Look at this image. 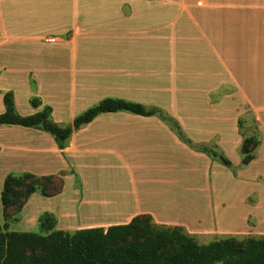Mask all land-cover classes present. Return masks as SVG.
I'll use <instances>...</instances> for the list:
<instances>
[{
	"label": "crops",
	"instance_id": "crops-1",
	"mask_svg": "<svg viewBox=\"0 0 264 264\" xmlns=\"http://www.w3.org/2000/svg\"><path fill=\"white\" fill-rule=\"evenodd\" d=\"M1 92H12L16 107L18 93L28 101L35 92L36 110L51 106L59 125L118 98L161 110L195 144L242 143L239 121L245 134L255 124L264 130V0H0ZM47 134L2 136L0 155L27 154L30 173L79 180L67 194L63 180L62 192L47 197L63 204L52 212L58 229L108 228L150 215L194 238L210 233L189 207L197 197L210 213L215 160L160 116L102 114L64 149ZM258 204L224 224L252 219Z\"/></svg>",
	"mask_w": 264,
	"mask_h": 264
},
{
	"label": "trees",
	"instance_id": "trees-1",
	"mask_svg": "<svg viewBox=\"0 0 264 264\" xmlns=\"http://www.w3.org/2000/svg\"><path fill=\"white\" fill-rule=\"evenodd\" d=\"M4 112L0 127L18 126L37 129L51 135L60 149H64L74 131L90 124L102 114L127 112L139 116H160L177 130L180 138L196 151L207 154L227 168L233 163L216 146L194 144L186 138L180 126L161 110L147 109L143 104L118 98H105L79 114L68 126L54 122L51 106L33 115L18 113L12 92L3 97ZM33 108L42 103L31 100ZM251 135L245 134L241 144L242 165L255 159L259 131L255 124ZM61 175L37 176L30 172L9 174L5 178L0 200L4 216L16 205L24 207L34 194L54 197L63 190ZM23 209V208H22ZM42 233L9 231L10 221L0 225V264H264V236L242 241L229 236L200 245L182 227L161 226L150 215H139L130 223L108 228L95 227L66 231L57 229V218L46 213L39 219Z\"/></svg>",
	"mask_w": 264,
	"mask_h": 264
},
{
	"label": "rangeland",
	"instance_id": "rangeland-1",
	"mask_svg": "<svg viewBox=\"0 0 264 264\" xmlns=\"http://www.w3.org/2000/svg\"><path fill=\"white\" fill-rule=\"evenodd\" d=\"M6 93L0 94V114L4 112L3 97ZM35 92L27 101L23 99L21 94H17V111L22 116L33 115L40 110H36L31 105V100L37 98ZM99 103V102H98ZM97 104V103H96ZM94 104V105H96ZM92 105V106H94ZM90 106V107H92ZM85 111V110H83ZM82 111V112H83ZM81 113V112H80ZM57 122L56 118L53 119ZM59 121V120H58ZM63 123L60 126H68L71 123L69 118H62ZM4 128V129H3ZM247 126L244 124L243 132H246ZM28 129L23 127H0V137L6 139L23 140ZM243 132L241 135H243ZM247 133V132H246ZM259 133L260 144L255 151V159L248 165H242L241 141L233 137L220 138V140H209L204 142V145L216 146L217 150L225 155L233 163L232 168H227L218 161H213L214 165L211 168V191L206 193V201L210 203V213L204 208L201 209V202L197 197H194V204L190 205V209L196 213H201L203 217L204 228L210 230L208 235L197 236L195 239L200 245H206L229 236L235 237V240L242 241L246 238H259L264 236V209L261 207V201L264 196V130ZM251 135V134H249ZM247 134V136H249ZM51 138L50 135L47 134ZM243 137V136H242ZM195 144V143H194ZM0 155V196L4 188V181L9 174H21L31 172V162L33 161L27 154L20 153L10 154L11 151H6ZM49 175V174H47ZM50 175H61L64 181L69 182L66 194L71 189L70 184H77L79 180L73 176L67 177L64 173H56ZM39 176V175H38ZM32 197V198H31ZM24 207L16 205L9 211V216H4L5 209L1 205L0 200V225H5V220L10 221L9 231L13 232H32L42 233L40 222L32 223L29 221L33 215H38L40 218L46 214H53L61 210L63 204L58 198H47L40 194L31 196ZM39 198V200L33 199ZM243 200H247L244 204ZM259 203V204H258ZM258 204V209H253V218L248 221L242 220L235 225L224 224L225 217L237 215L239 219L245 218V213L250 212V206L255 207ZM225 205V206H224ZM53 212V213H52ZM263 213V214H262ZM225 214V215H224ZM197 216V215H196ZM39 218V219H40ZM58 218V217H57ZM62 220V218H60ZM70 222L74 221L69 219ZM76 221V220H75ZM58 229V221H57ZM240 231L239 234H232Z\"/></svg>",
	"mask_w": 264,
	"mask_h": 264
}]
</instances>
